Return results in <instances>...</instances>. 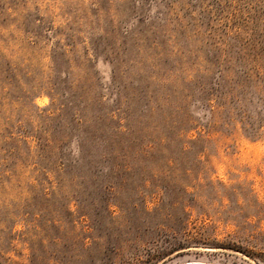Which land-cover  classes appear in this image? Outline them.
<instances>
[{
  "label": "rangeland",
  "instance_id": "obj_1",
  "mask_svg": "<svg viewBox=\"0 0 264 264\" xmlns=\"http://www.w3.org/2000/svg\"><path fill=\"white\" fill-rule=\"evenodd\" d=\"M159 2L0 0V264H264V137L162 125L210 35L264 0ZM97 42L112 65L94 63ZM111 67L117 100L96 76ZM110 109L124 180L106 209L60 152Z\"/></svg>",
  "mask_w": 264,
  "mask_h": 264
},
{
  "label": "trees",
  "instance_id": "obj_2",
  "mask_svg": "<svg viewBox=\"0 0 264 264\" xmlns=\"http://www.w3.org/2000/svg\"><path fill=\"white\" fill-rule=\"evenodd\" d=\"M159 1L164 6L168 5L167 0ZM135 2L141 3L142 7L148 5L147 0ZM134 4L132 11L136 8ZM148 11L149 8L144 11L142 8L144 13L140 16L142 19L139 17L141 21L150 18ZM160 14L155 13L152 22ZM137 16L138 13H135L132 18ZM224 27L222 35L216 36V39L210 35L211 41L205 43L203 55L196 58H201L204 64L190 61L188 75L191 78L185 82V88L179 92L171 87L168 95L170 98L164 101V105L169 107L162 123L168 134L179 137L182 133H199V129L209 131L214 127L221 132L227 129L231 131L238 125L241 133L250 140L264 137V9L254 11L248 19L225 21ZM103 48L98 42L93 45L94 63L103 58L111 64L112 59ZM195 65H198L199 70L192 73ZM110 74V80H104L98 73L96 76L100 88L117 100L112 67ZM114 110L110 109L106 115L98 114L86 126V145L78 135H74L70 148L63 145L60 152L63 172L71 178H91L95 186L92 190L94 200L100 206H106V209L111 204L107 193L121 188L124 180L119 179L123 171L117 162L123 156L119 149L124 132L120 129L121 124L113 119ZM202 140L199 135L188 143L195 145ZM40 196L45 202L48 200L43 190ZM69 204L64 203L61 208L65 209ZM37 210L29 220L32 223L37 222L40 216L41 211Z\"/></svg>",
  "mask_w": 264,
  "mask_h": 264
}]
</instances>
